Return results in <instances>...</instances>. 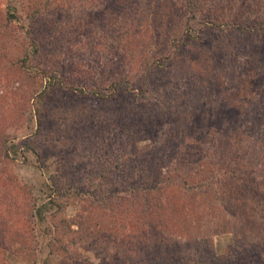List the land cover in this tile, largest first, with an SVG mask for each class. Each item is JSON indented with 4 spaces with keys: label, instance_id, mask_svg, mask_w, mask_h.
Listing matches in <instances>:
<instances>
[{
    "label": "rangeland",
    "instance_id": "1",
    "mask_svg": "<svg viewBox=\"0 0 264 264\" xmlns=\"http://www.w3.org/2000/svg\"><path fill=\"white\" fill-rule=\"evenodd\" d=\"M238 1L241 0H214L215 3L224 4L229 12L227 14L235 15L236 20H243V16L250 12L257 13L256 16L252 15L254 23L264 19V0H248L253 3V10L243 11L242 3ZM6 8L15 9L17 18L5 29L8 15ZM104 8L98 0H0V119L7 120L8 125L10 123V133L16 136L14 142L22 148L14 161L0 160V264H82L76 254H81L91 264L127 262L130 260L125 258L127 254L133 261L142 257L140 250L134 251L135 256H132V248L127 247V244L123 247L117 238L115 243L112 237L122 235L121 240L124 241V235H129L125 230L128 224L124 217L128 218L130 214L126 203L121 205L122 212H116L121 217L118 223L115 215L110 216V220L102 216L99 206L92 203L88 193L94 191L91 184L97 185L96 178L100 170L117 161L119 169L114 179L119 181V189H127L133 182L148 183L150 178H146L144 171L140 170L139 163L150 159L154 149L160 147L172 123L164 118L167 113L159 115L165 120L159 126L157 135L150 138L141 133L136 136L133 129L130 131L128 128L120 132L117 125L120 117L126 119L130 115L134 102L132 99L135 100L142 87L145 88L146 96L145 99H136V106L149 105L152 101L160 112L162 106L171 110L175 101L183 99L189 102L185 112L187 117L193 114V107L197 108L198 105H201L199 108L203 116H207L212 102H223V96L235 93V87L240 85L237 81L241 82L244 76L257 67L260 68L257 74L264 69V58H260V64L254 63L257 60L256 53L264 47V33L246 35L245 38L216 32L211 45L213 52L219 53L223 65L211 67L207 60L206 64L187 63L191 70L180 71L176 75V84L172 83L170 71L163 73V82L157 85H151L148 77V83H143V65L151 63L159 55L162 57L171 48L166 45L163 52L155 50L156 45L160 44L147 39V36L150 37L147 30L153 29L157 22L151 20L142 26L143 17H146L145 5L135 6L134 3L123 12L121 20L124 21L126 15L135 18L142 26V34H131L129 39L125 38L124 45L130 43L124 52L128 55L127 60L124 64L117 62L111 66L109 61L114 59V55L110 49L105 44H98L97 37L89 34L93 30L86 32L88 37L85 36L86 25L94 27V32H100L95 27L99 25L96 18L89 21V13H101ZM217 16L221 17L218 23L227 21L229 17L221 14ZM176 20L178 22L173 31L181 33L183 22ZM126 21L131 23L133 20L127 18ZM195 27H199V24ZM29 44L33 48L26 50L25 46ZM253 46L257 47L255 52ZM26 51L30 54L27 69L32 74L23 79L19 76L22 74L20 64ZM38 69H45L48 76L41 78L39 71L36 72ZM111 70L114 73L110 74ZM192 71L194 76L190 75ZM35 73L38 75L36 79L33 78ZM231 75L235 78H231ZM211 80L216 82L213 88ZM54 81L64 87L73 82L88 95L68 94L62 86L52 91L50 88ZM48 83L49 89L46 93L42 92ZM113 83L116 88L114 96L106 89ZM172 88L175 101L165 95ZM212 89H216L214 93ZM101 90L104 95L113 97L109 101H102L90 94ZM38 94L39 97L36 96ZM230 99L231 96H228L226 100ZM177 110L173 109L174 113ZM180 114L184 122L186 116L183 112ZM38 117L42 119L41 124L38 123ZM29 136L36 143L43 169L38 168L34 157L23 148L24 139ZM260 143L264 145L263 141ZM163 151H156L158 153L157 156L153 155L154 160L161 169H170L175 162L165 163ZM24 156L28 161H24ZM171 161H175V158ZM69 186L83 190L68 193ZM119 189L105 182L94 195L101 200L106 194ZM54 195L62 207L61 211L57 213L53 209L46 212L43 220L37 218L35 209ZM64 196H70V203ZM82 199L86 202H81ZM103 211L112 214L110 209ZM78 214H81L80 218ZM80 228L81 233L76 234ZM88 228L93 234L105 229L114 234L97 247L91 240V234L87 238V234L83 233L88 232ZM108 232L105 236H109ZM213 242L218 255L224 256L230 252V235H216ZM183 254L188 257L193 255L190 250Z\"/></svg>",
    "mask_w": 264,
    "mask_h": 264
},
{
    "label": "trees",
    "instance_id": "2",
    "mask_svg": "<svg viewBox=\"0 0 264 264\" xmlns=\"http://www.w3.org/2000/svg\"><path fill=\"white\" fill-rule=\"evenodd\" d=\"M98 1L105 8L101 13L90 12L89 21L96 18L99 25L95 27L100 29V32L96 33L94 27L86 25L85 36L88 37L86 32L93 30L89 34L97 37L98 44H105L110 49L114 55V59L109 61L111 66L114 63L116 65L117 62L124 64L127 60L128 55L124 52L125 47L130 43L124 45L126 37L129 39L131 34H142V26H145L146 22L151 20L157 22L153 29L147 30L150 33L147 39L160 44L155 48L158 52H163L166 45L171 50L169 49L162 57L157 56L151 63L143 65V83L145 81L148 83L150 79L151 85L159 84L163 80V73L167 71L172 72L174 84L176 75L180 71L191 70L187 63L206 64L207 60L210 62L208 66L211 67H217V64L223 65L219 53L213 52L211 45L216 32L230 37L235 34L245 38L246 35L264 33V19L259 23H254L252 20L256 12L242 15L243 20H236L235 15L227 14L229 12L224 4L215 3L214 0H146V3L145 0ZM247 1H238L242 3V11L252 9L253 3ZM133 2L135 6L145 5L146 17H143L142 26L129 15H126V19L133 20L131 23L126 19L121 20L123 12L130 9ZM256 6L255 4L254 8ZM6 13L8 15L5 29L17 18L15 9L6 8ZM218 14L229 16L228 20L218 23L221 22ZM176 19L183 22L181 33L173 31L178 22ZM197 23L199 27H195ZM25 32L27 33L28 29ZM147 45L149 48L150 45ZM29 48H33L32 44L25 46L26 50ZM256 49L257 47L253 46L254 52ZM263 49L264 47L256 53L255 64H260V58H264ZM29 56L26 51L21 57L22 74L20 73L19 76L23 79L32 74L27 69ZM164 68L166 70L162 72ZM45 69L36 70L39 71L41 78L48 76ZM257 69L260 68H255V73L250 72L252 75L248 73L249 75L244 76L241 82L237 81L240 85L235 87L237 89L235 93L228 95L231 96L230 101L226 100L228 97L226 95L223 96V102H212L207 116H203V111L199 108L201 105H198L197 108L193 107V114L187 117L185 112L189 108L187 106L189 102L183 99L180 102L175 101L173 88L165 94L176 102L171 110H166L162 106L159 112L157 104L152 101L149 105L144 104L145 107L141 104L136 106V99V101L145 99L144 87L140 88L135 100L132 99L134 102L131 101L133 109L129 111L130 115H127L126 119L120 117L117 123L120 132L128 128L130 131L133 129L132 132L136 136L141 133L154 138L163 120L166 119L172 124L167 136L164 134L160 147L155 148L152 155L150 154V159H144L139 163L140 170L144 171L146 178H150L148 183L133 182L127 189H119V181L114 179L119 169V161H117L110 167L100 170L96 178L97 185L91 184L94 191L88 193L89 198L93 204L99 206L102 216L110 220V216L115 215L118 222L121 217L116 215V212H122L123 203H126L127 212H130L128 218L124 217L128 224L125 230L129 232L128 236L124 235V241L121 240L122 235H113L112 231L109 233L106 229L97 234L91 233V228H88V232H83L84 235L87 234L86 237L91 234V240L97 247L102 246L113 235L114 241L117 238L122 242L123 247L127 244V247L133 249L132 253L141 251L142 257H138L135 261L127 254L125 258L130 259L129 261H120L116 264H264V145L260 143L264 142V69L258 74ZM113 70L110 74L114 73ZM194 74L192 71L190 75L194 76ZM33 78H38V75L35 73ZM213 83L216 82L211 80L212 88ZM113 84L106 88L110 95L116 93ZM48 85L49 83L42 92H47ZM163 85L171 87L167 84ZM60 86L68 94L88 95L73 82L64 87L59 85L58 81H54L50 89L53 91ZM214 90L216 89H212L213 93ZM102 91H93L90 94L102 101H109L114 96H106ZM36 96L39 97L40 94ZM225 101L227 103H224ZM175 108H178L177 113L173 111ZM182 112L186 116L184 122L180 114ZM165 113L168 115L162 119L159 115ZM38 123H42L39 117ZM0 125L3 127L0 130V160L14 161L17 152L20 149L22 151V148L14 142L16 136L10 133V123L8 125L7 120L0 119ZM12 127L15 128L13 123ZM24 140L23 148L34 157L38 168L43 169L41 156L32 136ZM160 149L164 150L162 154L165 163L175 162L172 168L161 169L154 160L153 155L157 156L156 151ZM11 155L13 157H10ZM173 158L175 161H171ZM25 160L27 157L24 156ZM105 182L119 190L106 194L98 200L94 192ZM81 190L83 189L80 187L69 186L67 192L79 193ZM64 197L67 203H70V196ZM81 202L86 201L82 199ZM53 209L57 213L62 209L55 195L49 197L45 204L37 207L34 213L37 218L43 220L46 212ZM106 209H110L112 214H106L103 211ZM77 216L80 218L81 214ZM129 219L131 221H128ZM76 224L81 226L80 223ZM81 229L76 234L81 233ZM71 232L75 233V231ZM107 232L109 236H105ZM222 234L230 235L232 240L230 252L224 256L217 254L213 242L214 236ZM189 250L193 254L191 257L183 254ZM132 256H135V253ZM76 258L80 259L82 264H91L81 254H76Z\"/></svg>",
    "mask_w": 264,
    "mask_h": 264
}]
</instances>
